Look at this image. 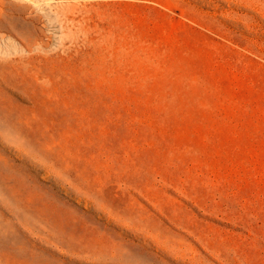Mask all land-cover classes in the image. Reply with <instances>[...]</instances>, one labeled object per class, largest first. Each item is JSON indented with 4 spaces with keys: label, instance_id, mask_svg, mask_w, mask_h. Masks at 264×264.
<instances>
[{
    "label": "rangeland",
    "instance_id": "1",
    "mask_svg": "<svg viewBox=\"0 0 264 264\" xmlns=\"http://www.w3.org/2000/svg\"><path fill=\"white\" fill-rule=\"evenodd\" d=\"M0 264H264V0H0Z\"/></svg>",
    "mask_w": 264,
    "mask_h": 264
}]
</instances>
